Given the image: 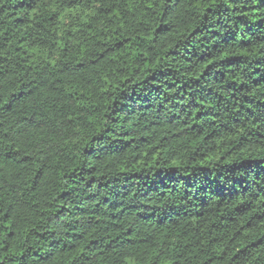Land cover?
<instances>
[{
    "label": "trees",
    "instance_id": "obj_1",
    "mask_svg": "<svg viewBox=\"0 0 264 264\" xmlns=\"http://www.w3.org/2000/svg\"><path fill=\"white\" fill-rule=\"evenodd\" d=\"M0 264H264V0H0Z\"/></svg>",
    "mask_w": 264,
    "mask_h": 264
}]
</instances>
